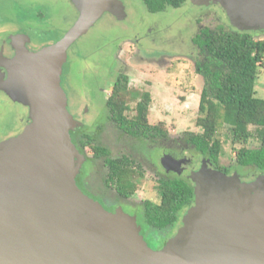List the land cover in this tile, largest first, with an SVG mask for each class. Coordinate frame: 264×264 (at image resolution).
I'll return each mask as SVG.
<instances>
[{"label":"rangeland","instance_id":"obj_1","mask_svg":"<svg viewBox=\"0 0 264 264\" xmlns=\"http://www.w3.org/2000/svg\"><path fill=\"white\" fill-rule=\"evenodd\" d=\"M204 27L239 31L231 25L224 9L213 2L202 9L190 11L186 5L152 14L142 0H0V151L10 150L14 140L26 137L34 112L41 108L43 91L56 87L60 94L53 144L61 163L68 158L67 147L73 144L82 156L78 174L83 165L87 170L86 189L97 198L115 201L102 191V160L92 155V147H108L112 158L128 157L141 176L135 180L134 196L129 200L117 197L116 202L133 206L141 215L143 201L158 194L159 175L174 179L185 172L179 168L181 160L154 147L187 155L189 134L201 131L196 121L203 79L195 71L199 50L192 39ZM245 32L264 39V31ZM137 34L142 35L138 45L134 42ZM58 43L65 45V51L54 67L50 48ZM121 74L128 79L129 109L125 115L133 116L138 94L148 92V122L165 127L163 145L127 136L110 119L106 101ZM255 91L258 98L264 99V67L258 71ZM216 137L222 141L219 166L236 171L227 175L212 167L207 158L195 157V169L185 177L193 182L192 206L199 195L193 176L205 180L218 171L250 183L264 174L235 164L230 130L220 116ZM116 213L136 222L135 215L122 209ZM185 228L181 220L177 230L167 237L169 230L155 228H147L145 235L139 230L138 235L151 250L169 255L168 250L185 244ZM152 246L159 248L154 250Z\"/></svg>","mask_w":264,"mask_h":264},{"label":"water","instance_id":"obj_2","mask_svg":"<svg viewBox=\"0 0 264 264\" xmlns=\"http://www.w3.org/2000/svg\"><path fill=\"white\" fill-rule=\"evenodd\" d=\"M191 2L219 4L239 31H264V0ZM64 46L50 48L54 67ZM54 89L43 91L26 137L0 151V264H264V174L250 183L218 171L193 176L199 195L182 218L185 244L153 251L134 219L104 211L78 188L82 156L73 144L61 163Z\"/></svg>","mask_w":264,"mask_h":264},{"label":"trees","instance_id":"obj_3","mask_svg":"<svg viewBox=\"0 0 264 264\" xmlns=\"http://www.w3.org/2000/svg\"><path fill=\"white\" fill-rule=\"evenodd\" d=\"M183 1L144 0L153 13L167 5L177 8ZM193 43L199 50L195 71L203 79L198 105L200 116L196 121L201 131L190 133L188 143L219 166L222 141L216 137V132L220 116L230 130L235 164L264 171V99L258 98L255 91L258 71L264 67V39H255L250 32L218 27L203 28L193 38ZM127 87V77L119 75L106 103L111 119L131 136H166L164 126L148 122V92L138 94L135 114L130 118L125 115L129 109ZM250 141L254 143L249 145ZM92 149L94 157L105 160L110 188L123 197L132 198L135 180L141 176L133 161L126 156L112 158L100 145ZM157 188L160 200L145 202L143 218L149 227L161 230L176 222L182 209L192 202L193 190L180 178L161 181Z\"/></svg>","mask_w":264,"mask_h":264},{"label":"flooded vegetation","instance_id":"obj_4","mask_svg":"<svg viewBox=\"0 0 264 264\" xmlns=\"http://www.w3.org/2000/svg\"><path fill=\"white\" fill-rule=\"evenodd\" d=\"M142 2H143V4H144V6H145V8H146V10L149 12V13H152V14H155V13H158V12H162V11H165V9L167 8V7H170V8H173V9H180L181 7H183V6H188V8H190V11L192 10V9H196L197 7L198 8H200V9H202V8H204L205 6H202V5H195V4H191L190 3V1H188V0H184L183 2H182V4L179 6V7H177V8H174V7H172V6H169V5H167L162 11H158V12H155V13H153V12H150L149 10H148V8H147V6H146V4H145V2H144V0H142ZM143 13V12H142ZM144 14V13H143ZM204 28H207V27H204ZM203 28H199L198 29V32L196 33V35L202 30ZM195 35V36H196ZM142 35H140V34H137L136 36H134V42H135V44H139V42H140V37H141ZM194 36V37H195ZM193 37V38H194ZM192 42H193V39H192ZM194 44V43H193ZM195 45V44H194ZM196 46V45H195ZM197 47V46H196ZM126 76V75H125ZM117 80V79H116ZM128 80V79H127ZM112 90H113V88H112ZM112 93V92H111ZM111 95V94H110ZM109 98H107V100H108ZM106 103H107V101H106ZM107 106V105H106ZM132 117V116H131ZM130 118V117H129ZM110 119H111V117H110ZM112 120V119H111ZM112 122L113 123H115L113 120H112ZM116 124V123H115ZM117 125V124H116ZM117 127H118V125H117ZM119 128V127H118ZM120 129V128H119ZM124 134H126L127 136H130V137H133V138H135V139H137L138 141L139 140H154L153 142L155 143V144H159V145H163V141L162 140H164L166 137H167V135L166 136H151V137H143V136H131V135H129V134H127L126 132H124L122 129H120ZM75 137V136H74ZM77 138V137H76ZM77 141V140H76ZM75 141V142H76ZM187 143H188V140H187ZM144 144V143H143ZM188 145V147L190 148V150L188 151V153H187V155H182V154H180L179 152H173V151H169V150H167V149H163L161 146H159V147H154V148H158V149H162V150H164V152H166V153H168V154H170L172 157H174L176 160H181V163L179 164V168L180 169H183L185 172L183 173V172H181L180 174H177L178 175V177L180 178V179H184L190 186H191V188H192V186H193V182H191L189 179H187L188 177H187V175L190 173V171L191 170H194L195 169V167H194V165L196 164V162H198L197 160L198 159H195V157L196 158H198L199 157V159H205V158H207L208 160H209V163H210V165H212V167H214L215 169H217V170H219V171H221V172H223V173H225V174H231L232 172H234V171H236V169L234 168V169H230V168H228V167H224V168H221V167H219L218 165H216L215 163H213L212 161H211V159L207 156V155H204V154H202V153H200L197 149H195V147H193L192 145H190L189 143L187 144ZM103 146V145H102ZM104 148H106L107 150H108V153L110 154V156H111V153H112V151L108 148V147H105V146H103ZM151 149H152V147H150ZM155 150V149H154ZM193 150L195 151V152H197V154L195 155V153H193ZM191 153V154H190ZM93 156H94V154H92ZM121 157H124V156H121ZM96 158V157H95ZM185 158H187V159H185ZM97 159H101L102 160V170H103V172H104V179H103V181H102V191L103 192H105L104 194H106L107 196H108V198H112L113 200H115V201H106V200H104L103 198H97V197H95L94 195H92V193L91 192H89L87 189H86V183H84V181H86V174H87V170H85L84 169V165H83V168H81V170H80V173L77 175V177H76V179H75V181H76V184H77V186L87 195V196H89L90 198H92V199H94L95 201H97L98 203H100V205L104 208V209H106L107 211H109V212H114L115 213V211L116 210H119V209H122L124 212H126V213H128V214H133V215H135L136 216V224H137V226H138V229L140 230V233L142 234V235H145V230H147V228H152V227H149L146 223H145V221H144V218H143V211H144V204H145V202L146 201H150V202H152V203H158L159 202V195L157 194V196L155 197V198H151V199H148V200H145V201H143V203H142V205H143V211H142V213H141V215H142V218L140 217L141 215H140V213H138V212H136L135 211V209H134V207L133 206H130V208H128L127 206H125L123 203L121 204V202L120 203H118V202H116L117 200H118V198L117 197H121V199H125V200H129V199H131V198H127V197H123V196H121V195H116L117 193L112 189V188H110V186L108 185V181H107V177H108V170H107V167H106V165H105V160H104V158H97ZM87 165H89V164H87ZM89 167V166H88ZM245 168H247V167H245ZM88 169V168H87ZM239 175H240V178H241V180H243V181H246L245 180V177H244V175L242 174V173H239ZM246 175V174H245ZM159 177H160V179L158 180V182L157 183H159V182H161V181H168V180H170L171 178H172V176L170 177V176H164V175H162V176H160L159 175ZM177 177V178H178ZM185 177H187V178H185ZM192 190H193V188H192ZM101 191V192H102ZM116 196V197H115ZM112 199H110V200H112ZM120 200V199H119ZM193 201H194V192H193V200H192V202L187 206V207H185V208H183L182 209V211L179 213V215H178V219L176 220V222L174 223V224H172L171 226H168V227H166V228H164V230H169V234L168 235H166L165 237H167V236H169V235H171V234H173L176 230H177V228H178V226L180 225V223H181V220H182V215H183V213L185 212V210L186 209H188L190 206H192V204H193ZM145 225L147 226V228H145ZM161 230H163V229H161ZM160 232H162V231H160ZM167 234V233H166ZM162 240V242H163V238L161 239ZM152 248L154 249V250H158V248L159 247H157V246H152Z\"/></svg>","mask_w":264,"mask_h":264},{"label":"bare ground","instance_id":"obj_5","mask_svg":"<svg viewBox=\"0 0 264 264\" xmlns=\"http://www.w3.org/2000/svg\"><path fill=\"white\" fill-rule=\"evenodd\" d=\"M103 92V91H102Z\"/></svg>","mask_w":264,"mask_h":264}]
</instances>
